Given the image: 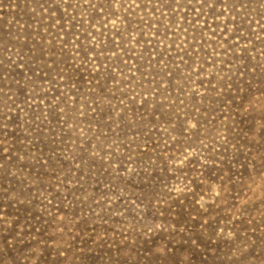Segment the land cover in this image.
<instances>
[{"label":"rangeland","instance_id":"1","mask_svg":"<svg viewBox=\"0 0 264 264\" xmlns=\"http://www.w3.org/2000/svg\"><path fill=\"white\" fill-rule=\"evenodd\" d=\"M0 264H264V0H0Z\"/></svg>","mask_w":264,"mask_h":264}]
</instances>
